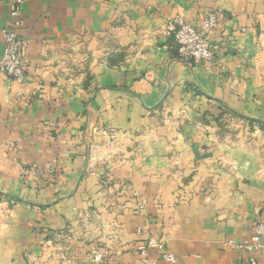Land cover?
I'll use <instances>...</instances> for the list:
<instances>
[{
  "label": "crops",
  "instance_id": "obj_1",
  "mask_svg": "<svg viewBox=\"0 0 264 264\" xmlns=\"http://www.w3.org/2000/svg\"><path fill=\"white\" fill-rule=\"evenodd\" d=\"M22 8L28 79L0 73V264H140L150 237L181 264H248L230 241L264 208V0ZM212 10L215 58L181 60L166 26Z\"/></svg>",
  "mask_w": 264,
  "mask_h": 264
},
{
  "label": "built area",
  "instance_id": "obj_2",
  "mask_svg": "<svg viewBox=\"0 0 264 264\" xmlns=\"http://www.w3.org/2000/svg\"><path fill=\"white\" fill-rule=\"evenodd\" d=\"M220 23L217 10L207 12L199 22L185 20L181 17L170 20L166 26L168 34L172 35L178 45L179 58L191 64L203 61H212L215 58L211 33ZM24 27L22 0H16L10 11V17L3 36L6 42L5 51L0 60V73L6 74L17 82L24 83L28 79V70L23 51L27 47L26 40L19 37V31ZM102 134L116 139V133L108 129H101ZM147 202H140L138 209L145 210ZM253 233L249 240L243 242L230 241V244L239 251L247 252L248 264H258L257 251L261 247L264 238V208L256 222L252 225ZM152 248L163 251V258L167 264H181L180 258L165 244L157 238L150 237L147 242L138 246L140 264H157L151 259ZM92 258L94 261H103L106 252L98 246L92 247Z\"/></svg>",
  "mask_w": 264,
  "mask_h": 264
},
{
  "label": "rangeland",
  "instance_id": "obj_3",
  "mask_svg": "<svg viewBox=\"0 0 264 264\" xmlns=\"http://www.w3.org/2000/svg\"><path fill=\"white\" fill-rule=\"evenodd\" d=\"M14 3V2H13Z\"/></svg>",
  "mask_w": 264,
  "mask_h": 264
}]
</instances>
